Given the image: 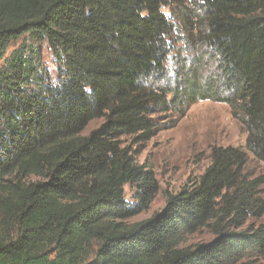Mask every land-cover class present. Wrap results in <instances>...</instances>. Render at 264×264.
<instances>
[{
	"label": "trees",
	"instance_id": "1",
	"mask_svg": "<svg viewBox=\"0 0 264 264\" xmlns=\"http://www.w3.org/2000/svg\"><path fill=\"white\" fill-rule=\"evenodd\" d=\"M189 4L0 0V264H264V175L245 171L248 152L264 164V0ZM173 14L208 78L169 71ZM196 99L230 105L244 148L213 145L194 180L129 222L159 191L133 145ZM202 228L213 238L187 244Z\"/></svg>",
	"mask_w": 264,
	"mask_h": 264
},
{
	"label": "rangeland",
	"instance_id": "2",
	"mask_svg": "<svg viewBox=\"0 0 264 264\" xmlns=\"http://www.w3.org/2000/svg\"><path fill=\"white\" fill-rule=\"evenodd\" d=\"M194 0H185L189 2ZM173 14L169 18L174 23L176 40L173 55L170 59L169 71L181 61L197 69L199 78L206 79L212 72V66L206 62H198L200 50L193 42L186 41V34ZM191 41V40H190ZM19 42L13 43L9 50L16 47ZM46 66L52 77L55 76L56 63L51 53H43ZM180 112L167 111L160 117L159 131L148 141L134 144L133 148L139 149L136 156L138 163L150 166L159 184V191L153 197L149 207L128 221H140L151 216L164 204L165 193L177 191L183 184L194 180L208 163V154L213 145H233L244 148L246 131L240 116L232 113L229 104L210 99H196L181 108ZM102 119H93L79 135H86L91 129L97 127ZM125 144H131L130 137H124ZM245 171L251 176L264 175V164L256 160L248 152V161ZM264 196V184L262 186ZM132 190L125 186V198L132 201ZM213 238L208 228L199 229L186 238L187 244L207 242Z\"/></svg>",
	"mask_w": 264,
	"mask_h": 264
}]
</instances>
